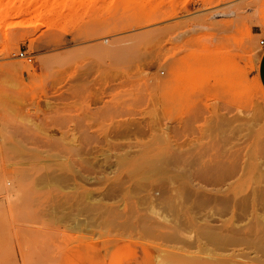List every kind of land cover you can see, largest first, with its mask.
<instances>
[{
    "label": "rangeland",
    "instance_id": "374dc122",
    "mask_svg": "<svg viewBox=\"0 0 264 264\" xmlns=\"http://www.w3.org/2000/svg\"><path fill=\"white\" fill-rule=\"evenodd\" d=\"M261 38L264 0H0V264L259 255L191 202L264 195Z\"/></svg>",
    "mask_w": 264,
    "mask_h": 264
},
{
    "label": "bare ground",
    "instance_id": "6f19581e",
    "mask_svg": "<svg viewBox=\"0 0 264 264\" xmlns=\"http://www.w3.org/2000/svg\"><path fill=\"white\" fill-rule=\"evenodd\" d=\"M194 75H196V74L194 73ZM230 166H232V163ZM229 169H231V167ZM229 172H231V171H229ZM221 174H223V173H221ZM221 174H220V176H221ZM218 175H219V172L214 177L211 174L208 177V175L205 173L202 177L200 175L199 176L201 179L205 180L206 183L211 182L213 184L214 182L217 181L218 178H215V177ZM224 175H228V174L225 173ZM218 184H220V183H218ZM7 188H9V187H7ZM225 188H226V186H225ZM247 198L251 199V201L249 203L246 200ZM193 200L194 201L191 202V204L192 203L194 204L196 202H200L201 204L203 203L206 205V204H210L212 202H216V204L219 202V203L223 204V205H221V206H223L222 208L223 209L225 208V210L227 209L230 213L229 217L228 218L226 217L227 219L224 218V220H222L221 224L218 226L212 227V226L206 225V226L200 227L202 229V231H201L202 236L208 237L209 238L208 241L210 240V241L220 245V247H223V250L225 249L224 247H226L225 250H227L228 248H231L237 244L243 243V244H246V246H248L249 248H252L253 251L256 252V254L259 253V255H256L255 257L250 259V261H243L241 259L238 260L236 258L237 254H235L234 249H232V252L230 254L226 253L227 256H225V258L223 257L222 254H220L222 257L219 255L221 257V260H222L221 262H218V260H217V258L219 256L215 257V260L217 261L216 264H264V226H263L264 223L262 224V215L256 211V209L258 208L264 212V195L258 194V195H254L251 198L244 197V196L237 197L236 196V190L233 189L232 192L229 194H220V195H218V194L212 195L209 193L196 192ZM198 207H199V205H198ZM245 208H250L251 211L254 212L251 215V220L249 221V223H247L250 225L247 227V229H237V215H240L239 212L245 210ZM238 210H240V211L238 212ZM217 211H219V210H217ZM215 215L218 216L217 214H215ZM212 218H214V217H212ZM214 219H216V218H214ZM217 220L219 222V219H217ZM208 221H209V219H208ZM213 222H214V220H213ZM187 242H188V240H187ZM205 242H207V241H205ZM216 244H212V245H214V247H216L215 246ZM223 250H221V251H223ZM216 251L218 252V250H216ZM220 257H219V259H220ZM191 260H192L191 264H207V263L209 264V260L207 263H206L207 260L206 261L203 260L205 263L204 262L201 263L202 260H200V259H197V260H199V263L198 262L196 263L195 262L196 259H194V257H192ZM159 264H167V263L159 262ZM212 264H215V262Z\"/></svg>",
    "mask_w": 264,
    "mask_h": 264
},
{
    "label": "crops",
    "instance_id": "0c3cea01",
    "mask_svg": "<svg viewBox=\"0 0 264 264\" xmlns=\"http://www.w3.org/2000/svg\"><path fill=\"white\" fill-rule=\"evenodd\" d=\"M257 79L264 89V48L258 59Z\"/></svg>",
    "mask_w": 264,
    "mask_h": 264
},
{
    "label": "built area",
    "instance_id": "2783aa9c",
    "mask_svg": "<svg viewBox=\"0 0 264 264\" xmlns=\"http://www.w3.org/2000/svg\"><path fill=\"white\" fill-rule=\"evenodd\" d=\"M259 44H261V46L264 48V38H261V39L259 40ZM19 55H20L21 57L27 59L28 61L31 60V56L28 55V54H25V53H23V52H20Z\"/></svg>",
    "mask_w": 264,
    "mask_h": 264
}]
</instances>
